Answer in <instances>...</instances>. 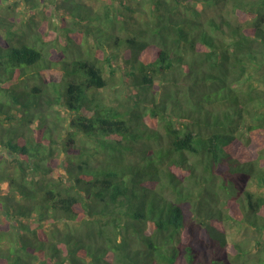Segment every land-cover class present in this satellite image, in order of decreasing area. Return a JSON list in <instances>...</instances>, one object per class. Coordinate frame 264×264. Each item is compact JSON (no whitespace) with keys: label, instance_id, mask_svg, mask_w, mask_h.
<instances>
[{"label":"trees","instance_id":"1","mask_svg":"<svg viewBox=\"0 0 264 264\" xmlns=\"http://www.w3.org/2000/svg\"><path fill=\"white\" fill-rule=\"evenodd\" d=\"M0 264H264V0H0Z\"/></svg>","mask_w":264,"mask_h":264},{"label":"rangeland","instance_id":"2","mask_svg":"<svg viewBox=\"0 0 264 264\" xmlns=\"http://www.w3.org/2000/svg\"><path fill=\"white\" fill-rule=\"evenodd\" d=\"M47 10H51V9L48 8ZM103 94H104L105 98H108V99L110 98V100H111V94L109 91H106ZM228 234H229V241L232 243L233 242H240V241L244 240L245 237L247 236L246 231L243 228L237 227L234 224H232V225L229 224Z\"/></svg>","mask_w":264,"mask_h":264}]
</instances>
